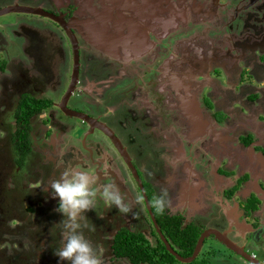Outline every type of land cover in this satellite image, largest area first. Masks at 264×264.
<instances>
[{"label": "flooded vegetation", "instance_id": "af4514ba", "mask_svg": "<svg viewBox=\"0 0 264 264\" xmlns=\"http://www.w3.org/2000/svg\"><path fill=\"white\" fill-rule=\"evenodd\" d=\"M23 1L13 0L14 3L6 5V7L18 5L41 9L51 14L52 16L49 17L30 13H12L31 16V20L38 19L46 21L47 25H41L42 21H40L39 25L42 26L41 28L44 29L45 32L47 31L48 34H51L54 30H58L62 36L66 38L67 45L72 48V50L73 47L71 40L67 35L63 24L66 27H69L73 35L76 36L80 50V61L78 81L72 97L74 95L78 98L84 94L91 95L94 99V102L92 103L98 106L102 105L103 101L101 98L104 93L109 90L111 84H113V80L110 77L104 81L101 80L95 82L90 81L87 78H85V81H81L80 70L82 49L91 53L93 52V47L97 50L104 49L109 55H111V57L117 59L121 58L120 51H122L123 56L126 57L124 59L129 57L130 52H132L134 58L143 57L149 52H154V48L148 31L138 40L140 41L139 43L134 42V18L137 20L145 18L147 26V21L154 18L164 24L165 29L169 30L178 29L177 20L182 22L188 21L186 11L181 9V11L175 12L174 9H171L174 7H170L169 13L167 14L169 18H165L164 9L162 7L166 2L173 1L176 4H188V0ZM197 1L199 0L192 1L193 12L196 14H203L206 18L217 14L216 9L218 7L221 9L220 12L224 11V14H226L228 12L227 9L230 6H233L231 12L235 17H238L239 23H242L241 29L237 31L239 36L260 38L261 35H264V0H261V2L260 0H238L233 5V0H224L225 4L219 3L218 0H200L211 2L213 4V7L209 6L206 9H203V6L200 3H197ZM219 1L221 2L223 0ZM257 4H259L260 13L255 9ZM0 9L3 8L0 7ZM158 12L161 15H158ZM136 14L138 16H136ZM218 19L219 18L216 19V22ZM33 22L35 23V21ZM0 27L4 26L0 25ZM231 27L232 25L230 22L225 26V28L228 29H231ZM24 34V38L31 41L30 47L27 46L25 50H30L28 52L34 56L35 62L38 63L37 68L35 69V75H31L30 70H25L23 65L15 64L11 61L8 55L7 58L9 61L6 59L7 53L5 48L8 47L11 42L0 33V54L4 55L0 60V150L3 151V154H11L15 156L16 163V168L12 169V174H8L9 178L6 179V185L0 182V187H2V189H0V196L6 192L0 197V203L4 205L0 206V213L4 216L0 219V222L6 221L8 223L11 220L15 221V225L11 227L10 230L16 231L17 233L11 234L9 238H13L14 240V238L19 239L24 236L31 243L23 247V243L19 242V249H9V252L13 254L16 251L20 253L19 255H14V257L10 256L11 262L7 253L4 251V244L0 246V264H18L22 260H24V264H67L65 261H60L59 257L55 255V252L60 248L58 245L59 231L55 226L63 219V215L57 211L59 201L56 198H53V195L49 192V186L46 184L48 180L44 182V176H42L37 169L41 167L44 171L45 177H53L58 174V177L60 178L62 173H60V171H56L55 173L52 171L51 167L48 168L42 166L43 160H46V158H43V155L36 152L35 149L40 145L44 147V151L48 148L54 149L55 139L63 135L66 130L65 127L54 121V115L52 113V109L58 108V104L63 98L58 100V102H55L51 98L42 96L45 86L41 79L43 78L44 82L51 79V74L53 73L50 65L52 60L56 58V55L54 48L46 38V34L32 30H26ZM187 35L188 32L186 31L182 34L184 37H187ZM179 37L180 36H178L177 39ZM188 41L189 40L186 42ZM141 42L146 43V47H149V49L146 48V50L141 53L136 52L138 50V44ZM217 43L219 48L214 45V40L211 43L213 47L208 49L206 53L204 52V47H200V52L197 53L198 56L196 57L194 64L195 68L190 67L188 74H184L179 78L176 77L174 73L168 75L170 72L168 70V61L159 56L160 52H157L156 55L152 53V56L154 57L151 56L149 58L156 66L164 60L162 62V66L165 69L164 74H166V76L168 75L169 78V81H167L166 84L171 83V86L173 87L175 85L176 89L181 87L187 89L188 92H191L194 87L189 81L190 78L208 81L204 84H198L195 88V95L200 98L199 102L194 100L190 102L192 104L187 103L189 102L188 100L195 98V95L192 94L179 97L183 107V109L181 108L183 113L193 117L189 124L192 125L194 123V139L197 144L196 148H192V145H190L191 148L186 149L187 153L184 155V160L190 162L192 167H195L197 159H201L202 154H200L199 151H204L198 146L199 142L202 140L211 141L218 146L217 152L209 153L204 151L205 156L208 157V162L204 164V169L213 172V180L216 183H221L227 188L224 191L223 196L228 204L232 203L235 205L232 213L228 211L231 221L226 217L229 224L226 223L223 226V231L209 228L206 231L203 230L202 227L191 221L192 218L189 216L186 209L182 212L184 215H174L168 211H165L163 215L155 213L149 203L155 196L151 186L145 183L142 179L141 171H139L134 165L128 147L124 145L114 129L102 120L104 118L102 113L98 116H93L82 110L72 109L93 117L97 120L93 123V126H97V123L106 126L109 128V131L121 141L124 148L127 149L131 162L142 182L144 192L140 188L138 181L130 170V167L125 163L112 141L103 131L94 129L92 125H89L87 122H84L77 117L67 116L69 118L81 120L87 127V133L90 134L86 136L85 140H87L90 135L96 134L97 132L110 140L113 151L116 154L118 153L117 155L125 166L124 169L131 173L132 181L136 183L138 191L142 192L146 197L143 210L147 216L146 219L148 224L139 220L138 206L136 211L133 209L135 215L132 213L125 215L119 213L114 206L111 209H108L102 200H99L97 202L98 205L95 207V210H97L95 213V219L90 218L88 221L85 219V223L94 225L96 229L94 232L90 231L89 233V239L93 243V246L97 249L101 257L109 256L111 258L110 261L113 264H150L146 259H140L135 255L134 261L132 257L120 255L117 246L119 244L118 241L121 237L124 238V235L127 236L128 234L133 236L143 235L146 237L151 247L150 251L152 252H154L158 247V244L162 242L167 253L175 257L173 253L167 249L165 241L163 240L164 238L168 241L174 252L179 256L184 257L182 256L184 251L180 250L177 246H174L172 242L173 239L165 234L162 229L164 226H166V230H176L179 228L181 232L187 227H192L196 233H199L198 241L200 237L208 231L226 233L227 238L236 245L241 253L229 249L226 245L220 242L214 234H211L204 241V245L210 238L215 239L217 242L219 241L220 248L222 247L220 249V257L222 258L221 264H252L250 262V257L260 261V263H264V260H261L264 256V41H254L253 39L250 43H241L240 40H237L235 43V57L232 56L230 51L223 52L222 45L224 43L222 40H219ZM25 44L26 42L24 45ZM168 51H170V48ZM246 54H249V56L246 57ZM228 57H232V61L234 62L231 66L228 65ZM249 60L251 62H249ZM10 62H13L15 66L13 64L11 65ZM148 69L155 71V67H149ZM7 72L10 76L6 74ZM236 73L237 75L235 76ZM124 75L125 74L121 72V75L118 76V78L121 79ZM233 76H235V78H233ZM171 77H174V80H172ZM71 81L72 76L70 84ZM248 81L253 83L249 85ZM240 84H242V86ZM213 87L225 96V99L221 100L220 103L216 100L218 97L216 96L215 98V96L211 94V89H213ZM9 90H12L11 94L9 93ZM15 95H17V97H15ZM14 98H16V105L13 103ZM26 98L49 100L50 107L44 108L43 111L34 116L28 130L26 131V138H23V136H20L18 133L20 126L16 118V113L19 110L21 103ZM108 108L111 109L110 107ZM147 110L150 109L148 108ZM203 110L210 114L206 119L202 116ZM47 111L51 114L49 118L51 124H49L48 127L43 126L44 124H42L43 118H47ZM63 114L65 115V113ZM147 114L152 116V113L149 111H147ZM156 120L164 122V115H157ZM3 124L6 125V127ZM38 124H42L44 131H42V135L34 136V134L41 129ZM13 125H15V127ZM122 126L127 128V124L124 122L122 123ZM3 127H5V129H3ZM127 137L130 136L127 135ZM191 138L192 136L187 137L185 144L184 139L180 141L181 153H183L185 147L190 144ZM104 148H106V145ZM162 149L164 151L166 150L164 145ZM91 154H93L92 151ZM104 154H106V152ZM33 157L34 159L39 158V160L35 164L34 169H30V166L33 165L30 160L33 159ZM107 158L108 157L106 156L105 159ZM118 164L121 166L120 163ZM144 169L145 167L142 165L141 170ZM26 175L33 177L26 181L27 184H25ZM124 180L125 183H130L128 178L125 177ZM99 181L103 183L115 182L122 192L127 193L121 188V182L112 172L108 175V178L99 175ZM6 187L9 189L7 190ZM3 189H6V191H3ZM238 201L243 205L240 206V208L237 204ZM251 201L257 204V209H254L253 207L248 210L246 209L244 203L246 205ZM26 202H28L29 205L26 206ZM33 206H35L36 216L28 210L29 208H33ZM15 211L20 213L18 217H16ZM123 216L129 217L133 220L135 219L137 225L136 231L126 224L118 228L112 227L110 228V231L98 228L99 225H104V217H111L116 221V219L121 220ZM234 217H236V220H234ZM186 220H189V222L187 223ZM236 222L242 228L241 233L244 237L242 244L235 242L230 236L234 230ZM44 225L47 227L45 235L40 232ZM53 226L55 229H53ZM146 226L149 227V230H147ZM22 230H24L25 233L22 234ZM28 231L33 234V237H29ZM247 231L250 232V236L246 235V233H249ZM83 232L87 233L88 229H83ZM150 236L156 239L155 245L150 244ZM121 240L123 241V239ZM212 246V250L209 251L210 255L212 253L215 254L214 252H218L215 249L216 245L213 244ZM203 247L197 258L191 263L199 260V256L203 252ZM227 252L228 254H226ZM192 254L190 256H192ZM6 256L8 257V260H6L5 263ZM190 256L188 255L184 258ZM209 257L211 256L204 257L203 259H206L208 262ZM175 259L177 260V264H191L181 262L176 257ZM152 264L158 263L153 262Z\"/></svg>", "mask_w": 264, "mask_h": 264}, {"label": "rangeland", "instance_id": "374dc122", "mask_svg": "<svg viewBox=\"0 0 264 264\" xmlns=\"http://www.w3.org/2000/svg\"><path fill=\"white\" fill-rule=\"evenodd\" d=\"M192 1L193 0H188V4H176L173 1L166 2L162 5L164 17L167 19L169 18L167 14L169 13L170 7H174L171 9H174L175 12L181 11V9L186 11L188 21L182 22L177 20L178 29H165L164 24L154 18L147 21V31L151 38L154 52H149L143 57L134 58L132 52H130L129 57L124 59L126 57H124L123 52L120 51L121 58L117 59L111 57L104 49L97 50L93 47L92 53L82 49L80 80L85 81V78H87L90 81L96 82L101 80L104 81L111 77L113 84H111L109 90L102 96V105H94L92 103L94 102L93 97L84 94L79 98L74 95L69 102V107L71 109L82 110L93 116H98L102 113L104 116L102 120L114 129L124 145L128 147L134 165L141 171V177L144 182L151 186L153 194L157 195L162 187L168 189L170 206L166 211L174 215H184L182 212L186 209L187 213L192 218L191 221L202 227L203 230L206 231L209 228L223 231V226L226 223L229 224V221H231L228 211L232 213L235 205L232 203L228 204L223 196L227 188L221 183H216L213 180V172L204 169V164L208 162V157L205 156L204 151L209 153L217 152L218 146L211 141L202 140L199 142L198 146L204 151H199L202 155L201 159H197L195 167H192L190 162L184 160V155L187 153L186 149L191 148L190 145H192V148H196L197 144L194 139V123L192 125L189 124L193 117L183 113V107L179 97L186 96L187 94L195 95L196 86L198 84L207 83L208 81L190 78L189 81L194 87L191 92L181 87L176 89L175 85L172 87L171 85H167L166 82L169 81L168 75L171 73H174V75L179 78L184 74H188L190 67L195 68L194 64L198 56L197 53L200 52L199 48L204 47V52L206 53L208 49L213 47L211 43L214 40V45L217 47V42L222 40L224 43L222 45L223 52L230 51L232 56L235 57V43L237 40H240L241 43H250L253 39L254 41H264V35H261L260 38L239 36L237 31L241 29L242 23H239L238 17H235L231 12L233 6L227 9L228 12L226 14H224V11L220 12L221 9L218 7L216 9L217 14L206 18L203 14H196L193 12ZM237 1L238 0H233L232 5ZM218 2L225 4L224 0L221 2L218 0ZM13 3V0H0V7L4 8L6 5ZM197 3H200L203 9L209 6L213 7L211 2L199 0ZM255 9L260 13L259 4L256 5ZM157 14L161 15L159 12ZM136 16L138 15L136 14ZM217 18L219 19L216 22ZM31 19V16L19 14L7 15L0 18V25L4 26L0 27V33L11 42L10 45L5 48L7 53H5L6 59H8L7 57L9 56L11 61L15 64L23 65L25 70L29 69L30 74L35 75V69L38 63L35 62L34 56L28 52L30 50H25L27 46L30 47L31 41L24 38V32L26 30H32L46 34L47 40L54 48L56 58L52 60L50 65L53 73L51 74V79L46 82H44L43 78L41 79L45 86L42 96L58 102V100L63 98L70 84L74 68L73 50L68 47L66 38L62 36L58 30H54L51 34H48L47 31L45 32L44 29L41 28V25H47L46 21ZM33 21H35V23ZM40 21H42L41 25H39ZM229 22L232 25L231 29L225 28L226 24H229ZM185 31L188 32L187 37L182 36ZM178 36L180 37L177 39ZM187 40L189 41L186 42ZM25 42L26 44L24 45ZM137 48L138 50L136 52L140 53L146 50V48L149 49V47H146V43L143 42L138 44ZM169 48L170 51H168ZM157 52H160L159 56L161 58L168 61V70L170 72L167 76L164 74L165 69L162 66L164 60L156 66L149 58L152 56V53L156 55ZM248 56L249 54H246V57ZM3 57L4 55L0 54V60ZM13 62H10L11 65ZM227 62L229 66L234 64L232 57H228ZM249 62L251 61L249 60ZM15 64L13 65L15 66ZM149 67H155V71L148 69ZM121 72L125 75L119 79L118 76L121 75ZM6 74L8 75V72ZM236 75L237 73L235 76ZM235 76H233V78H235ZM171 79L174 80V77H171ZM248 82L249 85L253 83L251 81ZM240 85L242 86V84ZM9 93L11 94L12 90H9ZM211 94H213L215 98L216 96L218 97L216 99L218 103L225 99L224 94L214 87L211 89ZM15 97H17V95H15ZM194 97V99L190 100L199 102L200 98L196 95ZM215 102L214 104L216 105ZM13 103L16 105V98H14ZM187 103L192 104L190 102ZM108 107L111 108L110 110L113 113L110 116L105 115L109 110ZM148 108L150 110H147ZM147 111L151 112L152 116H149ZM52 113L54 115V121L65 127L66 130L63 135L55 139L54 149L48 148L44 151L42 145L35 148L36 152L43 155V158H46V160H43L42 166L51 167L53 172L56 173V171H60L62 174L66 169L73 167L85 170L90 169L98 177L101 175L106 178H108V175L112 172L118 177L122 184L121 188L127 192L130 199L134 198L138 191L137 185L132 181L131 173L124 169L125 166L117 155L118 153L116 154L113 151L110 140L98 132L90 135L87 140H85V134L88 130L81 120L67 117L58 108H53ZM50 115V112L47 111V118H43L45 122L42 120L43 126L48 127V125L51 124V120L49 119ZM157 115H164V122L157 121ZM202 116L206 119L210 114L203 110ZM123 122L127 124V128L122 126ZM42 124H38L41 129H39L34 136L42 135V131H44ZM4 126L6 127V125ZM13 126L15 127V125ZM5 127H3V129H5ZM127 135L130 137H127ZM189 136H192L190 144H188L184 152L181 153L180 141L184 139L185 144L186 138ZM105 145L106 148H104ZM163 145L166 148L165 151L162 149ZM91 151L93 154H91ZM2 152L3 151L0 150V182L6 185V179L9 178L8 174H12V169L16 168V163L15 156L3 154ZM103 152H106V154ZM106 156L108 157L107 159H105ZM38 160L39 158L34 159V157L30 160L33 164L30 166V169H34ZM118 163H120L121 166H119ZM142 165L145 167L144 170H141ZM37 171L44 176V182L48 180L46 182L48 186L53 179H59L58 174L53 177H45L41 167H39ZM125 177L130 180V183H125ZM29 178L33 177L30 175L25 176V184H27L26 181ZM112 179L114 180L113 177ZM6 189L8 190L9 188L6 187ZM6 189H3V191H6ZM49 192L52 194L50 187ZM5 193L6 192H4V194ZM56 199L59 201L58 198ZM237 204L239 208L243 206L239 201ZM25 205H29L28 202H26ZM138 207L139 220L148 224L146 219L147 216L143 208L140 206ZM136 210L137 206L134 208V211ZM30 212L34 213L36 216L35 206L30 209ZM96 212L97 210L94 208V210L85 213L86 221L90 218L95 219ZM226 217L229 220L228 222ZM104 218V225H99L98 228L110 231L112 227L118 228L126 224L134 231L137 229L135 219L133 220L125 216H123L121 220L116 219V221L111 217ZM234 220H236V217H234ZM186 222L188 223L189 220H186ZM9 225L11 227L14 226L15 221L11 220ZM4 227L3 224L0 225V246L4 244V251L7 253L11 262L10 256L14 257V255H19L20 253L16 251L13 254L9 252V249H19V242L23 243V247L31 242L24 236L19 239L14 238V240L13 238H9L11 234L17 232L9 230L8 227ZM146 228L149 230V227L146 226ZM53 229H55L54 226ZM241 229V226L236 222L234 230L230 235L231 239L239 244H242L244 239ZM57 230L59 231L58 245L61 247L62 237L60 229L57 228ZM4 232L7 233L6 236H3L2 233ZM40 232L45 235L47 227L44 225ZM21 233L23 234L25 231L22 230ZM28 233L30 238L33 237L31 232L28 231ZM89 233V230L87 233H84L87 239L90 238ZM246 235L250 236V232L246 233ZM149 240L151 241V245H155L156 239L154 237L150 236ZM213 244L216 245L215 249L218 252H214L215 254L212 253L210 255L209 251L212 250ZM221 248L219 241L217 242L213 238L208 239L198 261L203 260L204 257L211 256L208 258L207 264H221ZM226 254H228V252ZM7 256L5 257V263L6 260H8ZM102 258L105 260V264H113L109 256ZM224 259L227 260L226 258ZM261 260H264V256ZM18 264H24V260Z\"/></svg>", "mask_w": 264, "mask_h": 264}, {"label": "clouds", "instance_id": "9594fccd", "mask_svg": "<svg viewBox=\"0 0 264 264\" xmlns=\"http://www.w3.org/2000/svg\"><path fill=\"white\" fill-rule=\"evenodd\" d=\"M112 114L110 109L105 113L106 116ZM49 187L53 198L59 199L57 211L64 217L55 226L60 229L62 237L61 247L55 255L67 264H105V260L83 232L85 228L93 232L96 230L94 225L85 223V213L94 210L98 200H102L108 209L114 206L119 213L125 215H135L133 209L136 206L143 208L145 204L142 192L137 191L135 197L130 199L115 182L100 183L99 177L90 169L68 168L59 179L50 181ZM168 197V189L162 187L149 202L155 213H165L170 206Z\"/></svg>", "mask_w": 264, "mask_h": 264}, {"label": "trees", "instance_id": "16d2710c", "mask_svg": "<svg viewBox=\"0 0 264 264\" xmlns=\"http://www.w3.org/2000/svg\"><path fill=\"white\" fill-rule=\"evenodd\" d=\"M50 107V101L43 99V100H35L32 98H26L20 105L19 110L16 113V118L19 123V130L18 133L20 136L22 135L23 138H26V131L28 130L30 123L34 116L43 111L44 108ZM2 189V187H0ZM257 204L254 202H249L246 204V209L254 208L257 209ZM0 206H4L0 203ZM31 208L28 210L30 211ZM16 217L20 215L18 211H15ZM4 216L0 213V219ZM10 222H0V224H3L5 227H8L9 230L11 229V226L9 225ZM4 227V228H5ZM13 227V226H12ZM166 226H164L162 229L164 230L165 234L167 236H170L173 239L174 246H177L180 250L184 251L182 256H190L194 248L196 246V243L199 238V233H196L192 227H187L182 232L178 229L173 230L165 229ZM3 236H6L7 233H2ZM123 239V241L121 240ZM118 249L121 256H129L132 257L134 261V255L140 259H146L149 261L150 264L153 262L158 264H175L177 260L175 257H173L171 254L167 253L165 246L162 242L158 244V247L154 252L150 251V245L146 237L143 235H124V238L121 237L119 239ZM172 244V245H173ZM149 246V247H148ZM164 257V258H163ZM152 262V263H151ZM207 260H196L194 263L191 264H206ZM180 264V263H178Z\"/></svg>", "mask_w": 264, "mask_h": 264}, {"label": "water", "instance_id": "95a60500", "mask_svg": "<svg viewBox=\"0 0 264 264\" xmlns=\"http://www.w3.org/2000/svg\"><path fill=\"white\" fill-rule=\"evenodd\" d=\"M12 13H30V14H39V15L49 16V17L52 16L51 14H49V13H47L41 9H35V8H30V7L18 6V5L8 6V7H5L3 9H0V17H3L4 15H7V14H12ZM63 27H64L65 31L67 32V35L69 36V38L71 40L72 47H73L74 69H73L71 84H70L67 92L65 93L62 101L58 104V108L63 113H65L66 116L77 117V118L83 120L84 122H87L89 125H92V127L94 129L103 131L109 137V139L112 141V143L114 144V146L116 147V149L118 150V152L120 153L122 158L124 159L125 163H127V165L130 167V170L132 171L133 175L135 176L136 180L138 181L140 188L144 192L142 182L140 181L138 174H137V171L131 162V158L129 157V155L127 153V149L124 148L121 141L112 132H110L109 128H107L106 126H104L100 123H97V126H93V123H95L97 121L93 117H90L87 114H84V113H81L78 111H74L68 107V102L71 99V97L75 91V86L77 85V81H78L80 50H79V45H78V39L76 38V36L73 35V33L71 32L69 27H66L64 24H63ZM145 32H147V25H146L145 18L138 19V20L134 18V42L139 43L140 41H138V40L144 35ZM167 85H171V83H167ZM188 101L191 102V100H188ZM192 101H194V100H192ZM89 134L90 133H87L86 136ZM211 234L216 235L217 239L220 242H222L224 245H226L229 249L241 253V251L236 247V245L234 243H232L227 238L226 233H220L218 231L205 232L200 237L192 256H190L188 258H184V257L179 256L176 252L173 251V249L169 245L168 241L165 240L164 238H163V240L165 241V245H166L167 249L170 252H172L173 255L178 260H180L181 262H184V263H191L199 255V253H200V251L204 245L205 239L208 238ZM250 261L253 262L254 264H261L260 261L255 260L251 257H250Z\"/></svg>", "mask_w": 264, "mask_h": 264}]
</instances>
